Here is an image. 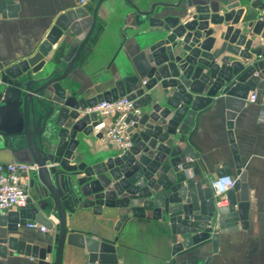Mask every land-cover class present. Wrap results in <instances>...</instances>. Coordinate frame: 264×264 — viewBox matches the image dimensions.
Returning <instances> with one entry per match:
<instances>
[{
  "label": "water",
  "instance_id": "1",
  "mask_svg": "<svg viewBox=\"0 0 264 264\" xmlns=\"http://www.w3.org/2000/svg\"><path fill=\"white\" fill-rule=\"evenodd\" d=\"M92 1L93 14L78 8L60 15L38 51L4 69L0 76V163L16 160L37 168L30 174L37 201L30 199L25 208L16 211H0V228L17 235L20 226L38 223L54 231L40 240L46 244L43 248L13 235L0 236V257H12L15 252L38 264H62L68 245L85 249L88 264H118L116 240H99L91 233L68 228V215L83 203L97 216L116 219V231L131 219L151 214L152 219L171 228L173 257L167 264H200L198 260L178 262L175 256L209 239L216 251L219 235L213 230L214 220L221 232L237 230L239 222L243 228L248 226L247 173L235 141L234 124L250 92L254 94L261 87L264 77V0H153L149 10L126 0L136 11L137 25L147 23L150 28L161 29L154 34L158 39L147 57L152 64L145 75L148 80L141 85L139 76H128L109 91L77 98L68 95L62 81L75 71L83 51L92 45L104 0ZM183 4L194 10L185 22L179 16L154 15L157 7L178 9ZM246 6L256 14L242 23ZM6 9L11 16L18 6L13 0H0V13L5 15ZM59 42L64 47L61 70L57 69L53 49ZM48 56L52 63L46 60ZM29 71L36 77L24 78ZM157 84L160 87L150 93ZM221 94L225 96L227 134L238 177L225 196L229 206L218 207L211 180L197 179L194 172L190 173L197 158L192 147L182 148L172 136L178 134V143H186L197 113L215 105ZM124 96L143 112L140 117L129 115L127 119L136 121L133 146L93 165L75 162L78 136L91 135L99 125L97 114L86 110ZM96 136L102 138V133ZM232 174L229 162L216 172L219 178ZM120 209L126 213L119 214ZM52 215L59 223L49 219ZM179 235L181 242L177 241ZM53 253L54 260L48 261Z\"/></svg>",
  "mask_w": 264,
  "mask_h": 264
},
{
  "label": "crops",
  "instance_id": "2",
  "mask_svg": "<svg viewBox=\"0 0 264 264\" xmlns=\"http://www.w3.org/2000/svg\"><path fill=\"white\" fill-rule=\"evenodd\" d=\"M18 6L11 16L8 10L5 15L0 13V76L4 69L21 60L33 56L46 40L58 17L67 11L78 8L86 9L93 14L95 3L90 0L81 5L79 0H13ZM141 10H149L153 0H132ZM156 3H176L178 0H154ZM229 3H237L232 0ZM244 3H241L242 7ZM8 8V5H5ZM244 21H251L256 14L255 10L245 7ZM194 14L193 8L183 4L181 8L157 7L155 16H179L182 22L190 20ZM136 11L126 0H104L98 10V23L92 45L83 53L79 66L71 75L62 81L68 95L77 98H91L115 87L116 82L125 77L137 75L140 84L148 80L146 72L152 64L148 62L150 47L156 41L154 34L160 28H150L147 23L137 25ZM210 27H213L212 25ZM225 27V26H224ZM249 35L248 38H251ZM222 42V41H221ZM220 42V43H221ZM262 41L261 45H263ZM57 55V69H63V49L60 42L54 46ZM232 59L241 58L231 55ZM256 59V56H254ZM48 63H52L49 56ZM50 60V62H49ZM41 73V72H40ZM50 73V72H48ZM36 77L31 71L23 77ZM43 82L36 84L41 85ZM261 87L256 88L258 93H264V77L261 78ZM160 87L156 85L155 92ZM172 91V90H171ZM251 93V92H250ZM224 94L219 96L215 105L197 113L191 127L187 142L178 143L179 135L172 136L177 145L182 148L191 146L197 158L192 172L197 179L206 178L213 180L216 172L226 162L231 164L233 176L237 179L233 163L230 143L227 134L226 107ZM260 106L246 103L237 114L234 124L235 141L241 157L243 171L247 173L249 188V219L247 228L238 223L235 231L221 232L219 224L214 220L213 230L218 232V248L213 250L212 240L209 239L198 245L184 250L175 256L178 262L182 260H198L200 264H264V122L259 119ZM112 118H105L109 124ZM133 133L136 129H132ZM94 132L89 136L80 134V145L76 151V161L86 162L88 165L104 161L110 156L117 155L120 151L114 144L107 143L98 138ZM16 162V160H15ZM22 182L28 184L30 199L37 201L34 188L31 187V172ZM193 175V174H192ZM237 200L240 201V192L236 191ZM127 196L126 194L123 195ZM91 199V198H88ZM218 207L229 206L227 199H218ZM126 213L120 209L119 214ZM147 218H134L125 223L120 231L115 230L116 219L104 218L93 213L92 208L83 207V203L76 206L72 215L67 217L70 230L84 234L91 233L95 239L116 240L118 250V264H167L172 259L174 245L171 228L168 223L154 220L151 214ZM54 224L59 223L55 216L49 218ZM47 231L42 233L39 229H30L28 226L19 228V234L14 235L0 228V236L7 238L13 236L19 240L39 247H46L40 243ZM183 239L179 235L177 241ZM85 249L65 246L62 264H88ZM54 253L48 255V261H53ZM0 264H38L33 258L24 254L12 257H0Z\"/></svg>",
  "mask_w": 264,
  "mask_h": 264
},
{
  "label": "built area",
  "instance_id": "3",
  "mask_svg": "<svg viewBox=\"0 0 264 264\" xmlns=\"http://www.w3.org/2000/svg\"><path fill=\"white\" fill-rule=\"evenodd\" d=\"M90 0H79L81 5H85ZM146 80L141 82L144 85ZM247 103H255L260 106L259 119L264 122V93H250ZM87 113H96L99 125L94 128L96 134L102 133V139L107 143L114 144L120 151L130 149L133 146L132 136L136 121L127 122L129 115L140 117L142 109L134 107V101L126 96L119 97L111 102L98 103L94 107L86 110ZM112 118L109 124H106L105 118ZM36 166L28 162L14 161L11 163H0V211H16L25 208L30 200L28 184L22 182L30 170ZM37 169V168H36ZM236 179L227 175L216 177L211 180L210 187L218 199L225 200L226 194L233 189ZM219 201V200H218ZM30 229H39L42 233L48 229L38 223L27 224Z\"/></svg>",
  "mask_w": 264,
  "mask_h": 264
}]
</instances>
